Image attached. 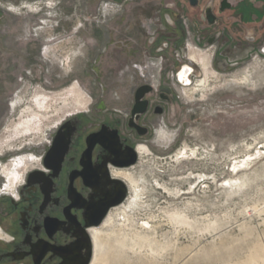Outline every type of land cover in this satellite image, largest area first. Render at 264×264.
<instances>
[{
  "label": "rangeland",
  "instance_id": "obj_1",
  "mask_svg": "<svg viewBox=\"0 0 264 264\" xmlns=\"http://www.w3.org/2000/svg\"><path fill=\"white\" fill-rule=\"evenodd\" d=\"M228 1L0 0V191L75 116L131 135L148 83L135 187L91 264H264V0Z\"/></svg>",
  "mask_w": 264,
  "mask_h": 264
},
{
  "label": "flooded vegetation",
  "instance_id": "obj_2",
  "mask_svg": "<svg viewBox=\"0 0 264 264\" xmlns=\"http://www.w3.org/2000/svg\"><path fill=\"white\" fill-rule=\"evenodd\" d=\"M224 2L222 11L232 7ZM216 19L208 15L210 22ZM180 78L184 85L190 83L186 74ZM105 109L103 102L94 107L97 113ZM131 115V135L111 119H93L87 113L67 120L61 126L58 152L49 157L48 165L45 159L55 137L21 186L18 178H9L13 192L0 191V264H84L100 227L113 216L111 210L124 204L109 206L120 197L116 180L130 187L132 174L124 169L134 164L126 163H137L143 153L144 144L138 142L144 135L130 125ZM141 117L136 123L143 126Z\"/></svg>",
  "mask_w": 264,
  "mask_h": 264
},
{
  "label": "water",
  "instance_id": "obj_3",
  "mask_svg": "<svg viewBox=\"0 0 264 264\" xmlns=\"http://www.w3.org/2000/svg\"><path fill=\"white\" fill-rule=\"evenodd\" d=\"M191 3L194 5L196 3V1L191 0ZM224 4L230 5L227 0H225ZM152 91H153V86H151L148 83H145V84L139 86L138 89L136 90V93H135V104H134L132 112H131L132 113L131 121L133 123H131L130 125L132 127L137 128L139 130V134H141V135L148 133V128L137 124L136 121L143 114H145L148 111L149 99L147 98V95L151 94ZM162 110L163 109L161 107L156 108L157 113L162 112ZM61 129L62 128H60L58 130V132L55 136L54 142H53V146L49 150L47 158L45 159L46 165H48L47 162H48L49 157L51 155H53L55 152H58V149H59L58 147L60 146L61 137L63 136ZM141 129H143V130H141ZM132 151L134 152V154L136 153L134 149ZM135 163H136V159H133L132 161H130L126 164L127 165H133ZM116 181L118 183L117 190H118L120 197L118 199H116L114 202L110 203L109 206H117V205L123 203L127 199L128 194H129V187L127 186V184L121 180H118V179ZM93 255H94V248H93V250L90 249V251L88 252V255H87V258H86L84 264H91L92 259H93Z\"/></svg>",
  "mask_w": 264,
  "mask_h": 264
},
{
  "label": "bare ground",
  "instance_id": "obj_4",
  "mask_svg": "<svg viewBox=\"0 0 264 264\" xmlns=\"http://www.w3.org/2000/svg\"><path fill=\"white\" fill-rule=\"evenodd\" d=\"M190 57H191L192 60L201 63L202 66H203L204 68H206V65L208 64L207 61H208V59H209V54H208V52H205V53L203 52V53H201V52H197L196 50H195V52H194V50H193V52H191ZM178 78H179V77H178ZM177 80L179 81L180 79H177ZM204 82H205V81H204ZM202 83H203V81L200 82V83L195 84V85H194L193 87H191V88L185 89V94H186V96H187L188 94L194 92L195 90H197V89L199 88V86L202 85ZM202 86H203V85H202ZM129 181H130V186H131V188H134V187H135V180H134L132 177H129ZM132 202H133V201H132ZM132 202L128 200V201L125 203V205L123 206L122 209H125V210H126V209H129V208L131 207V205H133ZM127 203H128V205H127ZM121 204H122V203H121ZM121 204H119V205H121ZM119 205H117V206H119Z\"/></svg>",
  "mask_w": 264,
  "mask_h": 264
}]
</instances>
